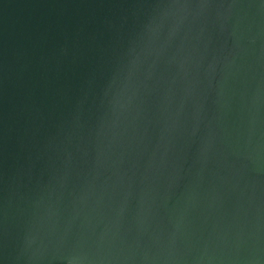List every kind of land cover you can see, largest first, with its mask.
I'll return each mask as SVG.
<instances>
[{"label":"water","instance_id":"95a60500","mask_svg":"<svg viewBox=\"0 0 264 264\" xmlns=\"http://www.w3.org/2000/svg\"><path fill=\"white\" fill-rule=\"evenodd\" d=\"M0 264H264V0H0Z\"/></svg>","mask_w":264,"mask_h":264}]
</instances>
